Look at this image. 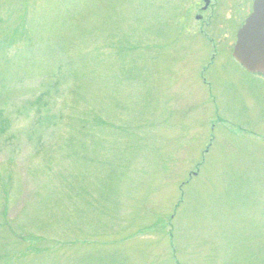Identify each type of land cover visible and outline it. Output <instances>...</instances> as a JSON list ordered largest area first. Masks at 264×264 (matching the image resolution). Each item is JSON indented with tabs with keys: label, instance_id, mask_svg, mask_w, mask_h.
<instances>
[{
	"label": "rangeland",
	"instance_id": "obj_1",
	"mask_svg": "<svg viewBox=\"0 0 264 264\" xmlns=\"http://www.w3.org/2000/svg\"><path fill=\"white\" fill-rule=\"evenodd\" d=\"M201 10L0 0V264H264V78Z\"/></svg>",
	"mask_w": 264,
	"mask_h": 264
},
{
	"label": "water",
	"instance_id": "obj_2",
	"mask_svg": "<svg viewBox=\"0 0 264 264\" xmlns=\"http://www.w3.org/2000/svg\"><path fill=\"white\" fill-rule=\"evenodd\" d=\"M234 57L248 71L264 74V0H257L254 13L238 34Z\"/></svg>",
	"mask_w": 264,
	"mask_h": 264
},
{
	"label": "flooded vegetation",
	"instance_id": "obj_3",
	"mask_svg": "<svg viewBox=\"0 0 264 264\" xmlns=\"http://www.w3.org/2000/svg\"><path fill=\"white\" fill-rule=\"evenodd\" d=\"M255 1L256 0H200L202 10L199 19H203V14L208 13L211 27H214L217 31L226 30L225 36L234 32L240 22L246 20L252 11ZM231 8H234L235 12L231 13ZM228 13H230L229 16H227ZM232 19L233 22L229 23Z\"/></svg>",
	"mask_w": 264,
	"mask_h": 264
}]
</instances>
